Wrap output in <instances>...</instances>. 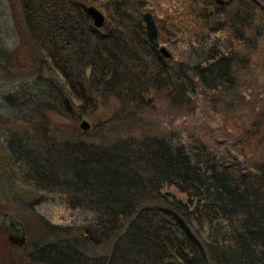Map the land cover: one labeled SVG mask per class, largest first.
<instances>
[{
    "label": "trees",
    "instance_id": "16d2710c",
    "mask_svg": "<svg viewBox=\"0 0 264 264\" xmlns=\"http://www.w3.org/2000/svg\"><path fill=\"white\" fill-rule=\"evenodd\" d=\"M18 2L38 52L31 63L40 88L3 96L11 112L0 115V128L15 125L4 149L16 178L0 171V192L23 201L38 190L56 192L93 218L79 227L81 239L58 235L17 255L12 249L24 243L9 242L0 225V264H264V98L258 116L247 121L229 107H215L228 133L224 153L197 139L175 142L142 116L158 93L187 106L197 91L235 87L252 60L264 84V4ZM87 4L103 12L100 26L92 25ZM146 9L156 24L155 41L145 32ZM211 32L225 42L218 37L210 51L193 58ZM160 44L172 47L168 58ZM2 55L11 61L9 50ZM43 64L52 77L42 76ZM52 114L92 123L81 130ZM32 123L36 141L28 143L27 131L16 126ZM163 183L185 200L161 191ZM41 227L49 233L61 228L45 220ZM86 242L108 248L88 254Z\"/></svg>",
    "mask_w": 264,
    "mask_h": 264
},
{
    "label": "rangeland",
    "instance_id": "374dc122",
    "mask_svg": "<svg viewBox=\"0 0 264 264\" xmlns=\"http://www.w3.org/2000/svg\"><path fill=\"white\" fill-rule=\"evenodd\" d=\"M148 1L153 5L156 1L161 0ZM147 10L150 11L149 9L144 11ZM218 37L219 35L211 32L209 39L201 47L193 49V58H195L197 52L210 51L213 48V41L217 42L216 38ZM222 42H225V40L222 41L220 38V43L222 44ZM165 46L169 51L172 48L168 45ZM4 49L11 52L12 59L10 62L6 63L3 58L2 50ZM0 50V115H5L11 112V106L4 101L3 96L5 94H15L19 89L40 88L39 82H34L36 81V75L31 63L32 57L38 52L25 29L18 0H0ZM247 70L245 72L246 77L239 78L235 87L229 90L219 87L212 92L208 90L197 91L191 96V103L187 106L173 105L168 102L163 94L158 93L153 97L152 106L143 111V119L154 129L172 137L175 142L180 141V139H197L208 149L224 153L228 142V133L225 132L221 116L215 107H229L228 112L231 115L238 117L241 121H247L258 116L257 104L259 105L264 98V84L254 60L251 61ZM13 101L12 104L15 105L18 100ZM52 115L59 123L71 124V126L77 125L76 121L72 119L63 118L56 114ZM91 123L92 121H90ZM32 124H26L22 127L16 126L17 129L27 131L23 136L28 143L36 141L33 133L35 126ZM1 126L0 171H4L7 176L9 174L16 178L15 171L12 170L14 168L8 166L10 159L4 149V137L9 135V131H12L11 129L15 125ZM161 191L170 192L182 200L186 198L183 192L169 183H163ZM11 196L7 192H0V202L2 204L0 218L3 212L10 213L24 225L25 242L22 245L23 247L14 246L12 250L15 255L20 252L19 250L29 251L37 245L57 238L58 235L81 239L83 234L79 227L93 218L91 211L67 206L60 194L56 192L38 190L30 196L29 200L25 201L19 199V197L12 198ZM43 220L60 226V231L58 233L45 231L41 227ZM83 248L88 254H100L107 250L108 244L98 243L94 245L86 242Z\"/></svg>",
    "mask_w": 264,
    "mask_h": 264
},
{
    "label": "water",
    "instance_id": "95a60500",
    "mask_svg": "<svg viewBox=\"0 0 264 264\" xmlns=\"http://www.w3.org/2000/svg\"><path fill=\"white\" fill-rule=\"evenodd\" d=\"M216 3H220L222 0H214ZM86 10L91 18L93 26H100L104 21L103 12L93 4H87ZM146 35L150 41H155L157 38V28L155 21L150 11H144L141 14ZM158 51L166 58L170 56V52L164 44H160L157 47ZM41 74L43 77H52V74L48 71L47 67L43 64L41 66ZM64 103L67 109L71 108L69 100L64 97ZM77 125L81 130H87L90 128V122L84 117H80L77 121ZM3 229L7 232V240L11 243L21 245L25 242V229L23 223L10 213L3 212L0 218Z\"/></svg>",
    "mask_w": 264,
    "mask_h": 264
},
{
    "label": "flooded vegetation",
    "instance_id": "af4514ba",
    "mask_svg": "<svg viewBox=\"0 0 264 264\" xmlns=\"http://www.w3.org/2000/svg\"><path fill=\"white\" fill-rule=\"evenodd\" d=\"M214 1V0H213ZM223 1H226V0H222L220 3H222ZM255 5L259 6V5H263L264 4V0H252ZM215 2V1H214ZM216 3V2H215Z\"/></svg>",
    "mask_w": 264,
    "mask_h": 264
}]
</instances>
